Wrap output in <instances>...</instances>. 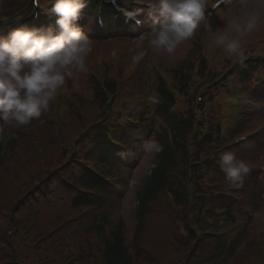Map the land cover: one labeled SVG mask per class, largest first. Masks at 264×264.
<instances>
[{
  "label": "rangeland",
  "instance_id": "obj_1",
  "mask_svg": "<svg viewBox=\"0 0 264 264\" xmlns=\"http://www.w3.org/2000/svg\"><path fill=\"white\" fill-rule=\"evenodd\" d=\"M253 2L254 0H248V3ZM239 4L240 1L237 6L230 9L235 11ZM145 9L146 7L143 9V18ZM228 13L229 9L218 17V20L223 21L221 27L229 19ZM86 25V30L90 31L92 28L90 22ZM146 32L137 33L133 36V40L124 38L127 36H118L121 30L117 31L114 37L100 38L90 35L94 41V47L87 60L88 72L79 74L75 81H67L64 89L51 103L49 111L42 114L40 118L34 119L35 131L32 144L25 137H16L15 141L18 142L16 149L12 150L10 147V151H6L4 165L0 168L1 190L5 193V197L1 201L2 212H0V220L3 223L9 220L6 208L11 203L9 199L12 195L16 194L20 188L23 197H28L29 192L26 193V191L29 187L19 186V182L24 178L23 175L32 173L34 181L35 176L63 163L64 159L60 153L62 146L77 149L79 140L74 142V139L86 125L105 115L102 105L94 99L92 94L88 79V75L92 73L98 77L103 75L114 77L118 83V93L110 101L109 109L111 112L120 117L121 115H128L131 118L137 117V119L141 117L138 123L130 124L132 132L127 139L130 157L123 159L124 163L116 160L115 162L120 166L111 170L116 177V182L111 185V189L124 188V191L119 193H125V198L118 208L125 221L127 233L132 238L134 208L136 206L135 195L154 162V154L146 152L143 145L149 139H155L158 133H168L169 131L164 116L156 112L154 105L148 101V96L153 89L157 91L160 76L183 90L186 83L181 70L183 67L195 66L197 55L201 50L211 60L218 61L220 65L223 64L221 59L228 56L223 50L212 46V37L207 38L204 29L199 27L193 35L195 37L180 44L171 56L156 52L145 42L146 54L142 60L136 62L133 60L136 53L135 41L141 33ZM254 37L257 49L264 51V24L254 32ZM196 38H198V42L195 41ZM113 50L117 53L115 57L110 55ZM214 89L216 94L220 93L224 90L223 84H217ZM191 100V91L186 93L184 100L178 99L176 116L182 118L188 116L190 110L193 112V108L187 107L186 104ZM147 103L149 107H146ZM262 104L264 105V103ZM255 107L258 112L264 111L259 103H256ZM201 109L205 118L210 119L211 122L222 114V106L217 105L214 101ZM235 113L238 111L235 110ZM7 132L8 134L12 133L13 127H9ZM234 133L236 132L229 131L225 143L232 140ZM250 133H253V136L258 135V137L264 138V114L254 116L244 126L243 133L239 134L244 136V140L227 147L226 151L234 152L239 159L245 160L250 168H254L255 162L256 166L260 168L255 173L257 181L253 182V193L252 189L249 193L248 185L243 184L238 188H233L228 183L219 165V155L215 163H212L219 172L215 181L216 185L204 183L203 193L209 196L211 205L224 206L234 202L232 210L234 223L229 221L225 215H219L216 220L218 227L224 229L228 225H234L232 232L238 230L246 232L244 242L236 253L226 257L221 264H261L264 262V146L257 159L254 156L255 149L251 151L254 142H250L253 138V136L250 137ZM123 154H125V150ZM44 156H46L47 163L43 162ZM72 162L71 160L65 164L64 168L67 172L72 170ZM76 168L77 164L75 165ZM11 181L17 187L10 188ZM59 188L56 187V190ZM82 209L67 208L65 204H62L61 207H58L57 218L65 227L72 228L79 223L87 224L89 219L99 212L97 209H91L82 214ZM105 212L114 217L121 215L113 196L107 201ZM185 227H187L185 208L181 209L177 206L167 192L163 191L149 204L142 230V245L159 258L177 264L182 253L191 249L187 256L188 263L201 242H203L202 246L206 245L203 249L205 251L210 250L213 247L211 244L220 239V237L214 236L204 237L191 248V238L187 235ZM50 234L47 235L46 239ZM92 240L97 242L93 236Z\"/></svg>",
  "mask_w": 264,
  "mask_h": 264
},
{
  "label": "clouds",
  "instance_id": "obj_2",
  "mask_svg": "<svg viewBox=\"0 0 264 264\" xmlns=\"http://www.w3.org/2000/svg\"><path fill=\"white\" fill-rule=\"evenodd\" d=\"M114 6L146 4L150 9L146 33L135 41L133 60L143 59L145 42L158 53L171 56L177 47L193 37L202 24L207 26L211 10L218 0H108ZM55 26L22 25L0 28V140L9 127L22 128L49 111L50 105L64 89L67 81H75L88 72L87 60L93 51L92 37L79 25L87 0H49ZM126 20L143 25L140 8L127 10ZM229 19L211 38L216 48L241 63L246 59L245 41L264 24V0H240ZM111 56L117 55L113 50ZM152 104L160 103L153 89L148 96ZM146 152L158 153L162 145L149 139ZM219 165L232 186H242L250 165L232 151L221 154Z\"/></svg>",
  "mask_w": 264,
  "mask_h": 264
},
{
  "label": "trees",
  "instance_id": "obj_3",
  "mask_svg": "<svg viewBox=\"0 0 264 264\" xmlns=\"http://www.w3.org/2000/svg\"><path fill=\"white\" fill-rule=\"evenodd\" d=\"M98 6L97 0H87V6L83 9V13L93 14ZM7 11H11L9 7ZM181 73L182 70H181ZM89 79V78H88ZM93 97H100L101 90L98 85L90 81ZM157 92L160 96V103L156 104L157 110L161 113H166L172 102V97L166 91L163 86L157 88ZM173 125L175 124L174 118H171ZM188 123L181 122L179 126H175L176 134L186 130ZM187 131V130H186ZM16 135L21 136V132L18 128H15ZM215 139L214 136H211ZM16 136L11 137L12 143H16ZM156 141L162 145V151L155 153L154 164L151 167L149 173L145 177L142 184L139 186L136 193V214H135V228L132 238V244L130 245L126 241L125 226L122 220L111 229L109 237L103 239V250L101 253V261L99 264H168L167 260L159 258L160 263L151 254L147 253L140 247L142 242V230L144 227L145 217L148 211V204L154 200L158 193L163 191L166 184H170L169 172L172 166L177 161V152L183 147L176 140L168 141L164 135L159 134ZM172 142V143H170ZM101 155H108L115 153L113 147L107 143L101 145ZM0 165L5 159V150H0ZM54 165V162L52 163ZM52 170V168H49ZM21 176V175H20ZM24 178L19 182V186L28 183L30 180L33 182L32 173L23 175ZM19 178V176H18ZM58 181L56 174L51 178V183L56 184ZM81 181L96 189L103 190L102 186L90 176L84 174L81 176ZM17 187L13 181H11L10 188ZM174 192L177 200V204L184 206L186 204V194L184 187L179 185L176 190L171 188ZM36 193L40 194L39 188L36 189ZM5 197V193L1 190L0 182V212H2V198ZM97 201H101V196H94ZM44 198H48L47 196ZM10 205L6 208L9 220L5 223L0 220V245L4 250L0 253V264H68L67 260L59 255H55L51 245L48 246L46 235L52 231L57 223V218L48 220L45 217L36 218L32 215L31 210L28 209L26 204V198L23 197L22 191L19 188L16 194H13L9 199ZM74 205H82L84 203H93L92 199L76 196L73 200ZM36 204L39 201L35 202ZM28 218V219H27ZM49 221V222H48ZM30 223H32L30 225ZM55 225V226H54ZM101 225H97L94 229L97 234H101L99 230ZM45 230V241H37L42 237V233ZM191 233V229H188ZM246 232H240L231 244V250L235 251L239 245L244 241ZM89 255L90 252H89ZM87 257L82 253L76 264H85Z\"/></svg>",
  "mask_w": 264,
  "mask_h": 264
}]
</instances>
